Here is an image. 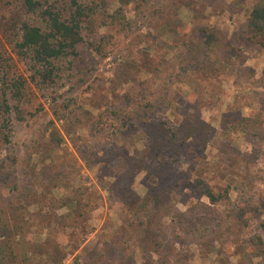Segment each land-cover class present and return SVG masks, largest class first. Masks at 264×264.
Here are the masks:
<instances>
[{"label": "rangeland", "instance_id": "1", "mask_svg": "<svg viewBox=\"0 0 264 264\" xmlns=\"http://www.w3.org/2000/svg\"><path fill=\"white\" fill-rule=\"evenodd\" d=\"M21 1L0 0V53L12 54L19 38ZM231 1L136 0L123 7L129 29L96 28L97 50L81 46L60 62L55 84L29 81L9 101L23 119L12 114L8 142L0 140V220L22 226V250L49 238L65 254L61 264H264V49L245 33L254 0L239 12ZM199 26L224 38L230 59L206 51ZM12 57L9 78H29ZM52 120L64 143L50 154ZM151 120L194 136L159 149L160 169L132 173L130 191L156 200L146 217L124 210L111 186L129 170L124 155L134 165L157 136ZM198 180L227 199L211 204ZM27 252L26 264H43Z\"/></svg>", "mask_w": 264, "mask_h": 264}, {"label": "trees", "instance_id": "2", "mask_svg": "<svg viewBox=\"0 0 264 264\" xmlns=\"http://www.w3.org/2000/svg\"><path fill=\"white\" fill-rule=\"evenodd\" d=\"M136 0H22L21 8L27 18L19 22V38L14 42L12 54L6 51L0 53V85L2 86V101L0 103V114L3 116L0 125V140L8 142L10 116L14 119L22 120L23 115L17 106H11L12 101H19L23 96V91L27 82L41 84L49 87L56 83L61 77L62 68L60 62L68 57L75 58L78 55L81 46H87L97 50L94 47L96 28H115L120 31H126L131 23L126 17L123 7H127ZM246 0H232L229 5L231 12H239L243 9ZM117 3L118 6L112 7ZM193 12L192 1L185 4ZM198 32L202 35V45L211 54H218L223 59H230V48L227 47L224 38L214 30L199 26ZM245 33L249 42L258 45L264 49V0H254L247 10ZM91 39V40H90ZM12 55L24 60L31 73L29 78L22 75H14L9 78V74L14 68ZM54 121H60V115L55 108L52 111ZM54 121H50L52 129L48 132L50 154H53L52 148H60L64 143L63 136L55 128ZM151 133H157L151 137L144 146V151L138 153L137 161L131 164V158L124 155L122 167H129L116 181V196L121 202L124 210L134 207L135 210H145L146 217L151 216L149 209L155 205L156 200H149L148 197L139 198L130 191L129 179L135 169L139 171L153 170L157 165L160 169L157 158L158 150L176 149L183 142L194 136V128L181 129L180 127L168 125L166 122L150 121ZM49 127V125H48ZM264 139V138H263ZM148 146V147H147ZM52 147V148H51ZM158 163V164H156ZM18 165L17 159H11L3 166L6 170H13ZM15 169V168H14ZM136 170V171H137ZM11 173V172H10ZM200 187H203L202 195L208 199L211 204H216L223 199H227V191L223 194H215L207 185L198 180ZM6 189H8L6 187ZM5 189V190H6ZM18 187H12L7 191L10 195L8 204L19 194ZM36 192H33L32 200L36 202ZM50 197L49 200H55ZM72 200V198L70 199ZM73 201V200H72ZM65 206V201L61 202ZM131 205V206H130ZM264 210V199L262 201ZM4 214V213H3ZM42 217V216H40ZM40 222H49L48 216L44 215ZM140 221V218H139ZM264 228V220L262 222ZM22 226L16 218H4L0 220V264H26L28 259L27 251L43 260V264H61L64 255L49 238L43 240L39 245L28 247L22 250L21 247L28 244L16 240L22 234ZM32 245V244H31Z\"/></svg>", "mask_w": 264, "mask_h": 264}]
</instances>
